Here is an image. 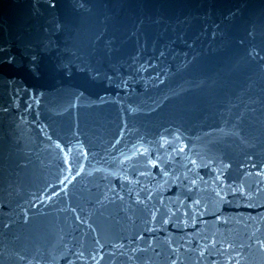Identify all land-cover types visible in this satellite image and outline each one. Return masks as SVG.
<instances>
[{
    "label": "water",
    "instance_id": "water-1",
    "mask_svg": "<svg viewBox=\"0 0 264 264\" xmlns=\"http://www.w3.org/2000/svg\"><path fill=\"white\" fill-rule=\"evenodd\" d=\"M200 0H0V264H171Z\"/></svg>",
    "mask_w": 264,
    "mask_h": 264
}]
</instances>
